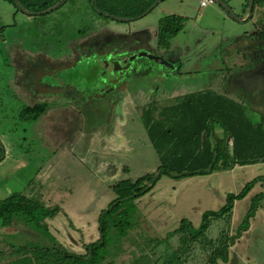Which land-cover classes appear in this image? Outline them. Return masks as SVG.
Listing matches in <instances>:
<instances>
[{
  "label": "rangeland",
  "instance_id": "1",
  "mask_svg": "<svg viewBox=\"0 0 264 264\" xmlns=\"http://www.w3.org/2000/svg\"><path fill=\"white\" fill-rule=\"evenodd\" d=\"M92 1L97 7L104 8L101 0H66L48 13L32 15L24 12L18 4L9 5L4 0H0V138L6 146L12 147L11 145L14 139L20 141V136L26 133V131L24 132L23 130L26 126L22 124L17 127L18 134L14 137L12 128L15 122L11 117L24 103L30 105L34 103L47 104L46 110L40 115L41 120H45L49 114L53 116L56 113H60L62 107H65L66 110H69L70 113H74L75 115H86L85 121L93 120V117H96L97 122L91 124L90 127L92 128L89 130L95 134L98 133L97 135L94 134L97 141H95L94 144L89 142L87 145H98L102 147L103 150H108L110 146L115 147L116 145L118 148L125 144L122 142L124 138L121 131L123 129L122 125H124L126 121L124 117L126 113L131 112L137 115V113L141 111L144 115L145 113H150L154 119H156L159 118V112L162 109L176 105L185 99L186 96H182L179 93L175 96L173 94H165L162 96L163 94H159L162 92L155 93V95L152 94L143 101L132 96H122L119 99L120 106L113 112L110 109L114 102L113 97L100 99L98 103L92 107L90 104L94 102L93 100L88 99V101L79 102L78 100H73L69 95L62 96L54 94L37 86L38 81L36 82V80L39 73H41L38 76L39 80H43L42 83L46 84V80H49L50 77L48 74H45L44 71L61 68L62 66L70 64V62L79 61L82 57L90 54V49L86 50V52L82 50L80 53H76L77 45L83 42L80 38L81 36L84 37L92 34V37L94 36L93 38H97L95 42H101L104 38H101V36L104 35L103 32L116 34L118 32L127 33L130 29L149 28V30H151L156 28L159 21L166 20L170 16L175 15L181 17L184 21L183 31H181L174 40L178 46L184 45L185 42H187L185 50H188V59L183 65L185 71H195L204 68H230L233 65L238 66L260 57L258 54L259 50H249L245 45L240 46L241 48H233L231 47L233 45L231 42L234 36L243 37V40H250L253 37V29L258 25H264V0H256L252 17L242 22L231 18L226 9L220 7L217 2L207 5L203 9L200 7V0H162L142 17L135 18L131 21H120L96 13L91 6ZM151 1L152 0H111L108 2L107 6L112 5L114 7L109 10L111 11V15L129 18L128 16L131 15L129 14L130 11L127 9L121 10L119 7H116V5L128 6L136 2L139 5L147 4V6L151 3V6L155 0ZM221 1L224 2L239 19H241L243 15L244 18L248 15V0ZM36 3L35 6H38L39 2ZM26 11L32 12L29 10ZM14 13H16V15H14ZM99 38L101 39L99 40ZM58 41H62V43L57 45L55 42ZM95 42H92V45ZM222 43L226 46L224 50L225 54L222 55V58H218L219 56L216 52L221 48ZM261 48L263 49V46ZM233 52H235L236 55H231ZM126 55L128 59H131V54ZM192 55L194 57L191 59L190 56ZM113 57L117 58L118 56ZM49 59L53 62H48L47 60ZM101 64H103V61ZM95 66L98 67L95 63H88L87 65H80L72 69H66V67L58 74L60 78L64 79L65 77H72L77 73L76 75H78V78L82 77L85 80L88 79L93 81L97 77V75H95L96 71L91 73L92 69L97 70ZM102 66L103 65H99L100 68H102ZM110 72L113 78L117 74V71ZM182 78L183 79L180 80L181 86L190 83L192 80H196L194 76L188 77V75ZM198 79H200L198 85L202 90L204 78L199 76ZM144 87H146V85L143 86V88ZM212 87L214 89L212 88L207 91L219 93L220 90L217 86L213 85ZM148 89L149 88H145L143 93L148 92ZM195 89L199 88L196 87ZM223 94L228 97L232 96L233 99L231 100H236L240 105L245 103L247 112L249 111V114H252L256 120L264 113V105L251 102L250 98H248L243 91L240 92L232 86H227L226 90H223ZM143 119L144 122H146L145 116ZM74 120L76 121V119ZM80 123L78 129L82 127V122ZM110 129L114 133L113 137L116 136L115 142L113 141V137L111 139L112 142L104 141L107 138L106 136H108L106 133H108ZM22 149V152H27L29 155L32 154L29 147L24 149L23 146ZM102 152V155L100 154L101 160H103V162L107 160L110 161V157L108 159V156H104ZM159 164L160 161H157V166ZM150 172L153 171L149 162L144 167L137 169L134 178L136 179ZM163 178L164 180L159 181L160 184L164 181L160 189L167 190L163 192L159 200L160 203L158 202L159 206L156 208V218H158V220L163 219L164 222H170L186 214L188 218L197 225L201 212L205 207L207 208L211 199L209 196L206 197L203 191L205 190V192H207L205 188L208 187V184H201L198 186V189H177L178 192L175 193L174 188L170 189V183H167L169 180H167L166 177ZM41 179L42 178L39 177L38 174L36 182ZM185 181L184 179H180L175 182ZM177 183H175V185ZM196 198L198 203L194 204ZM151 204L152 202L149 201L146 205L151 206ZM141 206L142 204H139V207ZM161 207L164 208V210H161ZM142 208L150 222L149 224L146 223L145 229L148 227L151 230L145 231L144 226L139 224V226H137L138 230L135 229L130 231L129 237L126 239L113 241L109 257L114 264H131L141 254L149 256L151 263L154 261L152 264H166L165 261L171 254L172 248L177 246V236H173L170 239L169 246L165 243H161L157 246H148L145 244L142 237H157L161 239L168 231L165 230L164 227L158 228V225H154L155 220L153 218L155 215L148 212L146 206ZM233 218L230 215L224 219L212 221L206 232L207 237L214 240L222 232L232 234L231 232L234 230ZM0 231H2L1 227ZM263 234L264 229L251 230L244 233L243 237L236 241L239 246L231 247V261L227 264H264ZM29 239L28 236L24 238L21 237L20 242H25ZM257 239L259 240L258 243ZM138 242L140 243L139 246L137 244ZM205 245L206 244L203 242L194 243L186 255L181 256L179 260H175L170 264H205L208 251V247ZM140 246L141 248L144 246L145 249L143 252L140 251ZM4 264L7 263L4 262Z\"/></svg>",
  "mask_w": 264,
  "mask_h": 264
},
{
  "label": "trees",
  "instance_id": "2",
  "mask_svg": "<svg viewBox=\"0 0 264 264\" xmlns=\"http://www.w3.org/2000/svg\"><path fill=\"white\" fill-rule=\"evenodd\" d=\"M4 1L11 5L18 4L24 12L33 15L48 13L66 0ZM101 1L104 8L97 7L93 1L92 8L99 15L114 19L109 11L114 7L107 6L111 0ZM36 2H39L38 6H35ZM255 2L256 0L254 4ZM150 4L147 6L134 2L128 6L116 5L121 10H129L131 14L126 18L128 20L120 21H131L144 16L152 9ZM54 5L56 7L52 8ZM183 22L181 17L175 15L159 21L158 44L168 46L169 39L179 32ZM46 108L45 103L23 104L17 117L22 122L32 121ZM246 109L245 106L214 91H204L189 94L178 104L165 107L159 112V118L154 119L150 113H145V125L160 164L153 172L136 179H122L112 185L114 198L98 217L99 237L85 244L83 254L68 251L49 233L43 221L44 218L53 216L58 211L57 207H48L40 199L20 192L0 199V225H20L23 229L19 241L10 237L0 239V262L114 264L109 257L113 241L124 240L129 237L130 231L137 229L142 218L136 200L148 193L162 176L180 179L229 170L235 165L264 162V117L256 120ZM215 128L221 130V136L215 134ZM230 140L231 146L228 145ZM4 154V145L0 140V161ZM259 181H264V175L248 180L237 193H227L225 203L219 209L206 210L201 214L198 226L195 227L190 220L183 218L178 227L167 232L164 238L142 237L143 241L148 246L161 243L169 246L170 239L177 236V246L172 248L166 264L179 260L197 242H203L208 247L205 264H226L229 261L230 247L243 231L248 230L250 219L260 207L264 193L252 196L248 210L233 234L222 232L216 239L211 240L206 232L212 221L230 216L234 202L243 199ZM25 236L30 239L20 242L21 237ZM137 244L140 245L139 242ZM144 249V246H140L141 252ZM152 263L149 256L141 254L131 264Z\"/></svg>",
  "mask_w": 264,
  "mask_h": 264
},
{
  "label": "crops",
  "instance_id": "3",
  "mask_svg": "<svg viewBox=\"0 0 264 264\" xmlns=\"http://www.w3.org/2000/svg\"><path fill=\"white\" fill-rule=\"evenodd\" d=\"M206 6L200 7L204 9ZM220 7L222 6L220 5ZM243 18L244 15L240 19L241 22L245 20ZM143 29L145 28L140 30ZM181 31H183V27ZM176 36L170 39L169 50L184 52L187 42L178 46L174 40ZM235 38L237 36H234L232 40ZM223 46L222 43L221 47ZM134 91L135 93L138 92V90ZM17 114L18 111L11 116L15 122L12 128V131L15 132H13V135L15 137L18 134L17 127L22 124L26 126V128H23L26 133L20 134V141L14 139L12 147L6 146L0 138L5 150L4 158L0 161V199L12 193L20 192L40 199L48 207H57L58 211L53 216L44 218L43 221L49 233L68 251L83 254L85 244L95 241L99 237L98 217L100 212L114 198L112 185L122 179H135L136 175L134 176V174H136L137 169L144 167L149 162L152 171L158 167L159 156L150 141L148 131H146L147 128L143 119L145 115L141 111L137 115L131 112L126 113L124 116L126 121L122 125L123 129L121 131L124 138L122 142L125 144L118 148L115 145V147L110 146L108 150H103L98 145H92L93 147L87 145L89 142L94 144L97 141L95 135L98 133L95 134L89 130L92 128L90 127L91 124L97 122L96 117H93V120L85 121L86 115L79 116L77 113L75 115L66 110L65 107L61 108L60 113L53 116L49 114L45 118L46 121L41 120L39 115L35 120L22 122L18 119ZM80 122H82V127L78 129ZM106 134L108 136L104 141L110 142L114 133L110 129ZM215 134L221 136V130L215 128ZM115 137H113L114 142L116 141ZM21 146H24V149L29 147L32 154L22 152ZM101 152L104 153V156H108V159L110 157V161L103 162ZM38 174L42 179L36 182ZM261 175H264V162L235 165L229 170L215 171L208 175L183 177L180 179L186 181L178 182L180 184L175 182L180 179L166 178L169 180L167 183H170V189L174 188L175 193L178 192L177 189H198L201 184H208L205 189L209 194L205 190L203 191L206 194L205 196H209L211 199L207 208L205 207L201 212L202 214L206 210L219 209L225 203L227 193H237L244 183ZM163 177L165 176H162L148 193L136 200V206L142 218L140 225L144 226L145 231L151 230L148 227L145 229L146 223H150L142 208L146 206L147 211L155 215L153 218L155 220L154 225H158V228L164 227L168 232L175 230L183 218L190 220L195 227L198 226L200 218L197 225H195L186 214L170 222H164L163 219L162 222V220L156 218V208L159 206V200L163 192L167 190L160 189L164 181L161 184L159 181L164 180ZM175 183L177 184L175 185ZM262 192L264 193V181H259L243 199L234 202L231 212L232 218L234 216L232 234L248 210L252 196ZM149 201L152 202L151 206L146 205ZM197 203L196 198L194 204ZM139 204H142V206L139 207ZM160 209L164 210L162 207ZM0 227L2 228L0 239L10 237L11 239L14 238L15 241H19L23 231L22 226L5 227L0 225ZM257 229H264V198L254 217L250 219L248 230L243 231L236 241L242 238L244 233ZM236 241L232 246H239ZM258 241L257 239V243ZM230 261L231 252L227 263ZM0 264H4V262H0Z\"/></svg>",
  "mask_w": 264,
  "mask_h": 264
},
{
  "label": "flooded vegetation",
  "instance_id": "4",
  "mask_svg": "<svg viewBox=\"0 0 264 264\" xmlns=\"http://www.w3.org/2000/svg\"><path fill=\"white\" fill-rule=\"evenodd\" d=\"M101 29L105 30L104 28ZM147 29L149 28L143 30L130 29L127 33L118 32L116 34L103 32L104 35L101 38H104L101 42H95L97 38H93L92 34L84 37L81 36L80 38L83 42L77 45L76 53H80L82 50L86 52V50L90 49V54L82 57L79 61L70 62V64L65 66L61 65V68L44 71L50 77L49 80H46V84L42 83L43 80H39L38 76L41 74L39 73L36 80V82L38 81L37 86L54 94L69 95L73 100H78L79 102H85L88 99L93 100L94 102L90 104L92 107L100 99L113 97L114 102L110 108L113 112L120 106L119 99L122 96H132L142 101L146 97L159 92H162L159 93L163 94L162 96L165 94H173L175 96L177 93L187 96L199 91L211 90L213 85L217 86L220 90V95L227 98L231 97L230 99H233L230 95V97L224 95L223 90H226L227 86H232L240 92H245V95L250 98L251 102L264 105V25H258L253 29V37L250 40H243V37L237 36L231 42L233 43L231 46L233 48L245 45L249 50H259V58L252 59V61L238 66L233 65L230 68H204L195 71H185L183 69V65L188 59V50L184 49V52L169 50L170 43L166 47L160 46L158 44V24L156 28L150 31ZM92 42L95 43L92 45ZM55 43L59 45L62 41ZM262 46L263 49L261 48ZM225 49L226 46L224 45L216 52L219 56L218 58H222V55L225 54ZM126 54H131V59H128ZM231 55H236V53L233 52ZM113 56L118 57L114 58ZM193 57V55L190 56L191 59ZM51 59L47 61L53 62ZM102 61L103 64H101ZM111 62H118L119 68L115 70L110 66ZM88 63L98 65V67L95 66L97 70H91V73L96 71L95 75H97L93 81L85 80L82 77L78 78L77 73L72 77H65L64 79L60 78L58 74L66 67V69H72L80 65H87ZM99 65H103V69ZM110 71H117L114 78ZM187 75L188 77L194 76L196 80H192L190 83L181 86L180 80L183 79V76ZM199 76L204 78L202 90L198 85V81H200L198 79ZM145 85L146 87L143 88ZM196 87L199 89H195ZM145 88H149L148 92L143 93ZM134 90H138V92L135 93ZM243 106H245V103ZM260 117H264V113Z\"/></svg>",
  "mask_w": 264,
  "mask_h": 264
},
{
  "label": "water",
  "instance_id": "5",
  "mask_svg": "<svg viewBox=\"0 0 264 264\" xmlns=\"http://www.w3.org/2000/svg\"><path fill=\"white\" fill-rule=\"evenodd\" d=\"M160 1L162 0H155V2L151 5L150 8H153L155 5H157ZM214 2H217L218 4H220L224 9H226V11L230 14V16L234 19H236L237 21H241L235 14L234 12H232V10L224 3L221 2L220 0H214ZM253 4H254V0H248V15L246 16V19H249L252 17V11H253ZM56 7L55 5L52 6V8ZM114 19L116 20H128L126 18H121V17H117V16H113ZM119 62V61H118ZM118 62H111L110 66L113 67L115 70L118 69Z\"/></svg>",
  "mask_w": 264,
  "mask_h": 264
},
{
  "label": "built area",
  "instance_id": "6",
  "mask_svg": "<svg viewBox=\"0 0 264 264\" xmlns=\"http://www.w3.org/2000/svg\"><path fill=\"white\" fill-rule=\"evenodd\" d=\"M211 3H214V0H200V6H205V5H208V4H211ZM228 145L231 146L232 145V140H230L228 142Z\"/></svg>",
  "mask_w": 264,
  "mask_h": 264
}]
</instances>
